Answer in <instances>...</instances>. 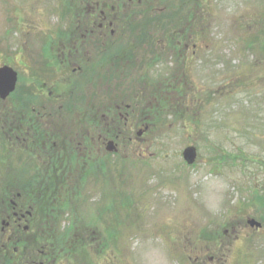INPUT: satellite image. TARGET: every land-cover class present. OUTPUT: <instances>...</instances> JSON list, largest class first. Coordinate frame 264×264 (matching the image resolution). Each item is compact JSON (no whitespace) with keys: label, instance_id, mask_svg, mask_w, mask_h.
Returning a JSON list of instances; mask_svg holds the SVG:
<instances>
[{"label":"rangeland","instance_id":"obj_1","mask_svg":"<svg viewBox=\"0 0 264 264\" xmlns=\"http://www.w3.org/2000/svg\"><path fill=\"white\" fill-rule=\"evenodd\" d=\"M81 1L0 0V65L18 73L17 91L0 100L1 123L6 113L15 112L17 102V110L27 103L41 113H53L48 108L54 106L56 121L69 112L72 117L81 113L65 107L95 101L96 111L100 110L87 116L95 118V124L88 121L92 128L86 127L85 143L91 144L92 153L81 173L86 175L84 185L76 186L81 189L77 188V198H68V205L56 206L60 202L56 199L54 217L49 218L55 222L56 234L64 233L70 242L71 249L65 247L74 252L71 263H62L59 252L47 264H264V205L250 203L255 193H262L264 181V0H162L156 37H165L168 46L170 32L180 28V59L164 49L162 61L151 65L148 61L154 55L142 48L149 42L146 24L152 27L143 12L148 9L137 8L143 0L132 6L126 3L122 12L130 15L138 9L141 16L131 22L136 30L128 24L124 34L118 32V48L111 54L129 57L134 52L131 31H136L139 68L135 66L133 74L127 67L120 72L115 59L104 64L99 54L93 63L100 64L88 66L82 58L77 60L79 54L71 64L81 63L84 69L52 82L57 56L66 52L64 43L69 41L65 40L77 26L74 18ZM22 21L36 28L22 31ZM157 49L162 53L161 45ZM61 65L60 72L69 70ZM109 69V80L100 81ZM136 74H149L153 89L161 86L153 98L137 104L125 100ZM40 79L47 81L44 89ZM32 93L37 103L31 98L21 102ZM113 93L125 95L116 98ZM52 96L63 100L52 102ZM88 96L92 99L86 105ZM118 100L130 106L104 111L103 106L112 110L110 104ZM23 113L28 119L36 116L25 108ZM12 131L17 132V127ZM4 132L0 134V209L13 200L2 196L11 166H22V158L33 171L39 162L26 155L14 136L8 141ZM109 139L116 143L115 152L104 149L102 142ZM187 146L197 149L190 165L182 158ZM28 218L17 235L26 232L27 246H32L36 231ZM248 218L262 226L250 227ZM53 222L45 229L51 231Z\"/></svg>","mask_w":264,"mask_h":264},{"label":"flooded vegetation","instance_id":"obj_2","mask_svg":"<svg viewBox=\"0 0 264 264\" xmlns=\"http://www.w3.org/2000/svg\"><path fill=\"white\" fill-rule=\"evenodd\" d=\"M135 1L141 2V0H83L81 1L80 5V10L77 11V14L75 16V21L77 22V26L73 27V29H70L69 36L66 38L65 41H69L68 43H64V47L66 48V52H62L61 55L57 56L56 64L54 66V71L56 72L55 75H51L52 77V82H56L62 79V76L69 77L68 74L75 73L77 71H81L84 69V66L80 63H76V67H74L75 64H71V59L73 58H78L79 54L81 57H79L77 60H80L81 58L84 60V63L89 65H94V64H100L99 60H96V63H93L94 57L99 54V57L102 58V63H106L110 59H118V65H123L125 62L126 55H121L114 57V55H111L112 50L117 51V46H116V36L119 33L124 34V28L130 24L133 20L136 19V16H141L138 15L136 12H132L130 15H127L126 12L121 11V7L124 6L126 3L129 4L130 6L135 5ZM148 4V7L146 11H143L144 13L147 14V17L149 18L148 23L151 22L153 25L150 30H149V35L147 36L148 39V44L145 46L146 52L151 53V55H154V57H150L151 61H148V64H151V62L158 63L162 61L163 56L161 58V55L165 54H170L173 53L176 56L175 60L180 59V28H173V33L170 35V42L169 45L166 46L164 42L165 37H156V35H160L157 33L158 29V22L161 17V9H158L159 2L162 0H146ZM140 5V4H139ZM165 6H162V8ZM123 15V16H122ZM127 16H129V20H127ZM133 16V17H132ZM180 21V19H178ZM179 23V22H178ZM23 24V21H22ZM24 27L22 28V31L30 32L34 31L36 28L33 24L32 28L26 27L27 24H23ZM180 26V24H178ZM46 29V28H45ZM48 29V27H47ZM119 32V33H118ZM153 42V43H152ZM62 43V42H61ZM70 45H67L69 44ZM151 44V46H150ZM161 45L162 47V53L157 49V47ZM171 45V47H170ZM132 51H134L136 48V44L133 42ZM76 47V48H74ZM153 47V51L152 48ZM167 47V48H165ZM150 48V49H149ZM96 50L97 53L92 54L91 50ZM109 49V51L106 53V50ZM165 49V50H164ZM150 52H149V51ZM75 51V54H73ZM135 53L133 52V55ZM171 54V57L173 56ZM98 57V55H97ZM105 60V62H103ZM137 61V58H136ZM128 63V62H127ZM178 63V62H177ZM61 64H65L66 67L68 66L69 70H64L63 72H60V69L58 67L62 66ZM88 70V69H86ZM79 75H82L81 73ZM61 78V79H59ZM71 78V76H70ZM87 78V77H86ZM105 77L101 78L100 81H102ZM109 80V76L106 77ZM41 80V79H40ZM67 80V79H65ZM43 89L45 85L47 84V81L41 80ZM69 82V81H67ZM54 86L51 87L49 90L50 95L54 92L53 90ZM43 90H41L42 92ZM44 92V91H43ZM45 93V92H44ZM91 93V92H90ZM92 94V93H91ZM25 95V94H24ZM33 97V98H32ZM90 97V98H89ZM27 98H31L35 103L36 102V97L35 94L27 95ZM51 98V97H50ZM88 100L86 102V105L90 100L92 99V96H88ZM29 100L32 101V100ZM59 96H52V102L53 101H62ZM22 102H24L22 100ZM116 102H120L119 100ZM114 103V108L111 110L109 108L108 111H113L116 110L118 111V106L122 105L124 108H128L129 104L126 103ZM96 103L93 101L89 106H84V107H65V110H77L81 111L83 115L81 117L79 116H69L71 113L69 112L66 117L59 116L60 119H63L60 123L59 120L56 121V111L54 106H50L48 109L49 111H54L52 112H43L39 111L35 106H28L26 103L25 106L19 108L18 110L16 109L15 112L10 111L9 113H6L4 123L2 124V129L4 132V136L8 141L12 140L11 136H14V139H16L19 142V145L25 149L26 155H30L33 158H37L39 162H48L51 160V155L53 153L58 152L60 148L62 150H68L69 148L72 147L70 144H74V147L76 150L80 151L82 154L81 160L83 162H87L91 159V153H92V148L91 144L88 145L85 143V133L87 128L85 129V132L81 133V139H80V134L77 135L75 131H72L70 127L68 126L69 123L74 122L75 119L81 118L84 120L86 127H88V121H93L95 118H88L87 116L91 115L92 113H99L100 110L96 111L95 107ZM104 107V106H103ZM112 107V106H110ZM23 108L27 109L29 113L32 112L35 113L37 116H33L28 118H25V115L23 113ZM37 108V111H36ZM70 108V109H69ZM58 110H61L62 107L59 106L57 108ZM56 109V110H57ZM72 109V110H71ZM41 110V109H40ZM17 111V113H16ZM91 111V113H90ZM119 112V111H118ZM13 113V114H11ZM103 113V111H101ZM47 114L49 116H47ZM113 115V113H111ZM9 115L11 117H9ZM23 122V123H22ZM69 122V123H68ZM59 124L60 126L57 127ZM65 126H64V125ZM72 124V123H71ZM56 125V127H55ZM15 127H17V132H13L12 129L14 130ZM55 127V128H54ZM23 130H25V134L23 133ZM22 134V135H20ZM98 135V131L90 137L89 139L90 143H94L95 141V136ZM23 136L20 140L19 137ZM77 139H75V137ZM30 138L32 139L33 142L30 141ZM99 140V138H98ZM103 145H105V141L102 142ZM33 145V146H32ZM32 146V149H30ZM64 147V148H63ZM24 159V158H23ZM26 159V158H25ZM22 160V158H20ZM23 161V160H22ZM33 161H35L33 159ZM16 202H12V208H15ZM27 216H31L30 213L27 211H12V218L10 219L9 216L5 220H0L1 225L3 228L13 231V229L20 230L21 228V223L27 221ZM0 225V226H1ZM29 226V225H28ZM23 226L22 228H24ZM1 228V227H0ZM3 229V231H4ZM1 230V229H0ZM22 231V230H21Z\"/></svg>","mask_w":264,"mask_h":264},{"label":"trees","instance_id":"obj_3","mask_svg":"<svg viewBox=\"0 0 264 264\" xmlns=\"http://www.w3.org/2000/svg\"><path fill=\"white\" fill-rule=\"evenodd\" d=\"M143 1H144L142 3V5L144 4L143 6L139 4L136 5L138 9L141 7H144V8L148 7V5H146V3L148 4V2L146 0H143ZM160 3L161 2H159V4ZM138 9H135L134 12H137ZM127 18L129 20L130 17L127 16ZM147 19L149 20L148 17ZM172 23H176V21ZM132 24L130 23L129 25L131 26ZM176 25L179 26L177 23ZM151 26L153 25L151 24ZM131 27H132L131 30H133V27H134V30H136L135 26H131ZM149 30H150V27L148 24H146L145 32L147 34L144 33L146 34V36L148 35ZM131 33H132V41L137 45L136 40H135L136 31L134 32L131 31ZM132 41L130 42L131 44H132ZM137 47H139V45H137ZM142 48H146V47L142 46ZM153 49L154 48H152V51ZM134 53H135L134 55L133 53H131L129 57H125V60L128 63L125 62L123 65L122 64L118 65V63H116L117 68L121 70L120 72H123L124 68L127 67L128 69L130 68V72H132L133 74V72L135 71L133 68L135 66L136 68H138V66L136 65L137 64V61H136L137 50L136 49L134 50ZM133 56H134V60H133ZM115 61L118 62V59L113 60V62ZM110 72L108 71L107 75H111ZM146 77L147 75L146 76H142V75L140 76L139 74L132 75V78H134V81H135L134 83L132 82V86L129 85L131 87L132 93H129L128 95H125L123 93H120V94L113 93V94L115 95L116 98H121L125 95V100L127 99V101H130L131 103L135 102L136 104L137 102L139 103V100L141 101L146 100V98L148 97L153 98V96L158 92L157 90L160 89L161 86H159L156 89H153L156 86L149 89L148 87L149 79H147ZM108 86H109V83L105 84V88ZM132 87L134 88L133 90H132ZM106 93L109 94L108 92ZM26 99H27V96H24L22 100H26ZM62 103L60 105H62ZM13 106H14V109H17L18 102L14 103ZM104 107H105L104 111H107L106 107L110 108V106L108 105H105ZM82 115L83 113H80V115L78 116L81 117ZM76 120H74V122H71L72 124L68 122L69 123L68 126L70 128L73 127L72 131H75L77 135L80 134L81 136L82 135L81 133L83 132V130L86 129V124L84 120L81 118H78ZM91 122H92V125L95 124L94 120ZM74 127H75V130H74ZM88 128H92V127L88 126ZM0 134H2L1 127H0ZM75 139L77 138L75 137ZM70 145H72V147L69 148L68 150L66 149L64 151L62 150V148H60L58 152L53 153L51 155L50 161L38 162V163L36 162L35 166H37V168H35V170L33 171L28 169L29 167H27V164L29 163V161L23 162L20 159L19 161L22 163V166H18V165L11 166L10 171H7V173L9 174L8 184H6V186L4 187L2 196L3 197L4 195H6L7 197L12 196V198L16 201L17 204L15 208H12L11 205H8V207H5V209L1 208L0 209V220L2 219L5 220L8 216L11 219L12 211H14V209L16 211L30 210L31 216H29L28 218L29 222H31L30 226H32L33 224L31 229H34L32 231L33 232L36 231L37 234L35 233L33 235V236H36L34 237L35 243L32 246H27L26 232H23L24 235L23 234L17 235V232L18 231L20 232L21 230L13 229L12 232L9 229H6V230L4 229V231L0 230V264H35V263L36 264H47L52 258H54V256H56L54 254L59 253V252L63 254V258L59 257L60 260H63L62 263H64V261L71 263L72 254L74 252L67 251L66 249L67 247L70 248V246L68 245L70 244V242L67 240L66 238L67 236L64 233L61 232V233L56 234L57 230L55 228V222L49 219V218H52L53 216L52 211L54 208V201H56V199L60 200L61 203L56 202V206L60 205L59 207L68 205L67 204L68 198H70L71 196H73L74 198H77L76 197L77 188L81 189L80 186L82 185L83 187L84 182H85V179H84L85 176L81 174L83 171L84 163H85L81 160L82 154L80 151L76 150V148L74 147V144H70ZM76 173H80V174H77L79 176L74 175ZM78 185L80 186L76 188V186ZM260 187H261L260 191H262V193L261 192L255 193V196H254L255 199L250 200V203L252 205H255L256 201L259 204L264 205V181L263 180H262V184H260ZM50 222L51 223L53 222V228L51 231H49V229H45L46 223L50 225ZM1 235H4L5 237H2ZM38 241L41 243H37ZM61 242H63V245L61 244ZM65 244H67V247H65ZM57 245H59L60 247H58ZM6 246H8L7 250L5 248ZM34 246L36 250L34 249ZM38 249H39V252H37ZM32 252H35V254L37 253L35 257L31 255ZM84 254H86V251L84 252Z\"/></svg>","mask_w":264,"mask_h":264},{"label":"water","instance_id":"obj_4","mask_svg":"<svg viewBox=\"0 0 264 264\" xmlns=\"http://www.w3.org/2000/svg\"><path fill=\"white\" fill-rule=\"evenodd\" d=\"M17 81V73L16 71L7 65L0 66V98L5 99L14 89ZM106 149L108 151L116 150L114 143L112 141H108ZM183 159L187 164H192L197 156V150L194 146H187L182 151ZM247 223L251 227H260V222L255 220L254 218H248Z\"/></svg>","mask_w":264,"mask_h":264}]
</instances>
